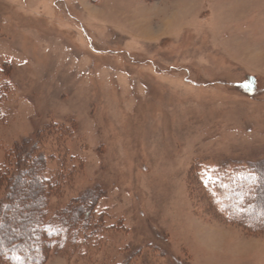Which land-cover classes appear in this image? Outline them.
I'll return each instance as SVG.
<instances>
[{"label":"rangeland","instance_id":"rangeland-1","mask_svg":"<svg viewBox=\"0 0 264 264\" xmlns=\"http://www.w3.org/2000/svg\"><path fill=\"white\" fill-rule=\"evenodd\" d=\"M35 138L65 244L42 264H264L262 212L218 213L255 207L229 196L264 162V0H0V167Z\"/></svg>","mask_w":264,"mask_h":264},{"label":"trees","instance_id":"trees-1","mask_svg":"<svg viewBox=\"0 0 264 264\" xmlns=\"http://www.w3.org/2000/svg\"><path fill=\"white\" fill-rule=\"evenodd\" d=\"M39 145L38 138H35L33 143L24 142L20 148L15 147L11 160L7 159L0 167V189H4L3 192L0 191V232L2 234L0 249L2 253L3 250L7 251V255L1 258L10 264H27L28 260L36 258V264H42L48 248L58 244L65 245L61 239H56L63 233L56 230L49 231L50 225H54L49 223L50 220H46V200L55 181L44 176L46 162L45 157L39 153ZM253 168L255 171L252 172H256L258 176L251 172L239 174L238 185L243 189L241 192H231L234 194L229 197L242 201L251 199L255 204L254 209L252 207L245 209L241 204L235 206L233 202L225 200L227 204L221 208V211L217 210L218 213L223 214L227 222H241L245 225L244 227L249 226L250 229H256L259 226L247 222L254 212L261 211L264 221V185H260L262 180L260 174L264 175V162L256 164ZM254 185L255 190L250 188ZM89 197L82 200L77 207H66L54 214L53 219L59 221L61 227L66 228L63 239L67 240L65 241L67 246L74 247L85 243L88 241L86 237L91 238L93 235L88 234L92 224ZM13 223L17 225L19 237L13 234L15 231L11 226ZM5 226L7 228L3 229ZM67 228H72L73 231L67 232L69 231ZM78 233H81L83 238L79 239ZM10 258H14L15 261L11 262Z\"/></svg>","mask_w":264,"mask_h":264}]
</instances>
